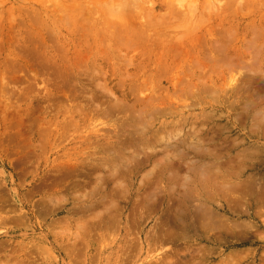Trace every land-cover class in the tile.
<instances>
[{
  "label": "rangeland",
  "instance_id": "374dc122",
  "mask_svg": "<svg viewBox=\"0 0 264 264\" xmlns=\"http://www.w3.org/2000/svg\"><path fill=\"white\" fill-rule=\"evenodd\" d=\"M225 261L264 264V0H0V264Z\"/></svg>",
  "mask_w": 264,
  "mask_h": 264
},
{
  "label": "bare ground",
  "instance_id": "6f19581e",
  "mask_svg": "<svg viewBox=\"0 0 264 264\" xmlns=\"http://www.w3.org/2000/svg\"><path fill=\"white\" fill-rule=\"evenodd\" d=\"M145 125H146V124H145ZM142 129L144 130V128H142ZM142 132H143V131H142ZM170 140H171V139H170ZM198 143H199V142H198ZM186 145H187V144H186ZM194 145H195V144H194ZM198 147L200 148V146H198ZM165 148H166V147H165ZM195 148H196V147H195ZM201 148H202V147H201ZM207 148H208V147H207ZM166 149H167V148H166ZM205 149H206V148H205ZM167 150H168V149H167ZM195 150H196V149H195ZM201 150H202V149H201ZM196 152H197V151H196ZM201 152H204V151H201ZM211 153H212V152H209L208 154H211ZM213 153H215V152H213ZM185 154H186V153H185ZM194 154H195V152H194ZM196 154H197V153H196ZM206 154H207V153H206ZM206 154H205V156H206ZM215 154H216V153H215ZM215 154H213V155L211 154V156L215 157V156H214ZM202 155L204 156V153H202ZM217 155H218V154H217ZM209 156H210V155H209ZM209 156H208V158H210ZM204 158H205V157H204ZM204 158H203V159H204ZM216 158H218V157H216ZM180 162H181V161H180ZM203 162H204V161H203ZM205 163H206V162H205ZM214 163H215V162H214ZM169 164H170V163H169ZM169 164H168V166H169ZM194 164H195V162H194ZM200 164H201V163H200ZM203 164H204V163H203ZM206 164H208V163H206ZM198 165H199V164H198ZM198 165H197V166H198ZM222 165H223V164H222ZM197 166H196V167H197ZM205 166H206V165H205ZM209 166H210V165H209ZM209 166H208V167H209ZM217 166H218V165H217ZM172 167H174V166H172ZM215 167H216V165H215ZM179 168H180V167H179ZM193 168H194V167H193ZM206 168H207V166H206ZM173 169H174V168H173ZM175 169H177V167H175ZM175 169H174V171H175ZM204 169H205V167H204ZM208 169H209V168H208ZM227 169H229V168H227ZM195 170H196V169H195ZM195 170H194V171H195ZM215 170H217V169H215ZM171 171H173V170L171 169ZM177 171H179V169H178ZM177 171H175V172H177ZM194 171H193V172H194ZM207 171H208V170H207ZM209 171H210V169H209ZM209 171H208V173H209ZM226 171H227V170H226ZM198 172H199V171H198ZM200 172H201V171H200ZM221 172H222V171H221ZM227 172H228V171H227ZM162 173H164V172H162ZM169 173H171V172H169ZM177 173H178V172H177ZM180 173H181V172H180ZM180 173H179V174H180ZM196 173H197V172H196ZM202 173H203V172H202ZM204 173H205V171H204ZM226 175H227V174H226ZM188 176H189V175H188ZM160 177H163V176H160ZM167 178H168V177H167ZM174 178H175V175H174ZM176 178H177V176H176ZM179 178H180V177H179ZM190 179H191V178H190ZM174 180H175V179H174ZM170 181H172V180L170 179ZM191 181H192V179H191ZM191 181H190V183H192ZM172 182H173V181H172ZM172 182H171V183H172ZM184 182H186V181H184ZM184 182H183V183H184ZM187 182H189V181L187 180ZM187 182H186V183H187ZM171 183H170V184H171ZM174 184H175V183H174ZM193 184H194V182H193ZM202 184H203V183H202ZM176 185H177V184H176ZM180 185H181V184H180ZM218 185H219V184H218ZM205 186H206V185L204 184V187H205ZM187 187H188V186H187ZM200 188H201V187H200ZM228 190H229V189H228ZM236 190H237V189H236ZM238 190H239V189H238ZM230 191H231V190H230ZM185 192H186V191H185ZM187 192H188V191H187ZM187 192H186V193H187ZM231 192H232V191H231ZM245 192H246V191H245ZM245 192H244V194H245ZM188 193H189V192H188ZM241 195H242V193H241ZM185 196H186V195H185ZM199 196H200V198H201L202 195H199ZM188 197H189V196H188ZM194 197H195V196H194ZM202 197H203V196H202ZM240 197H241V196H240ZM186 198H187V197H186ZM195 198H197V199H193V200H195L194 202H197L196 200H199V199H198L199 197H195ZM210 198H211V197H210ZM212 199H213V198H212ZM242 199H243V198H242ZM190 200H191V199H190ZM181 201H182V200H181ZM186 202H187V201H186ZM189 202H190V201H189ZM191 202H192V200H191ZM198 202H199V201H198ZM200 202H201V201H200ZM179 203H180V201H179ZM197 204H198V203H197ZM202 204H203V203H202ZM183 205H184V204H183ZM188 205H189V204H188ZM193 205H194V204H193ZM196 206H198V205L195 204V208H196V209H195V208H193V209H195V211L198 212ZM179 207H180V206H179ZM203 207H204V205H203ZM205 207H206V206H205ZM180 208H181V207H180ZM208 208H209V207H208ZM181 209H182V208H181ZM200 209H202V208L200 207ZM200 209L198 208V210H200ZM206 209H207V207H206ZM202 210H203V209H202ZM211 210H212V209H211ZM178 211H179V210H176V212H178ZM180 211H181V210H180ZM180 211H179V212H180ZM183 211H184V210L182 209V212H183ZM205 211H206V210H205ZM179 212H178V213H179ZM196 212H195V213H196ZM199 212H200V211H199ZM199 212H198V213H199ZM207 212H208V211H206V214H207ZM209 212H210V209H209ZM211 212L213 213V211H211ZM183 213H184V212H183ZM186 213H187V211H186ZM204 213H205V212H204ZM204 213H202V214H204ZM212 213H211L210 215H211V216H215L214 214L212 215ZM214 213H216V212H214ZM202 214H201V216L199 215V218H201L202 216L204 217V215H202ZM206 214H205V215H206ZM216 214H217V213H216ZM175 215H176V214H175ZM175 215H174V216H175ZM183 215L187 216L188 214H187V215H186V214H183ZM189 215H190V214H189ZM207 215H209V214H207ZM207 215H206V216H207ZM210 215H209V216H210ZM206 216H205V217H206ZM211 216H210V217H211ZM217 216H218V215H217ZM217 216H216V220H218ZM220 216H221V218L223 217V219L226 220V219H225V216H222V215L220 214V215H219V218H220ZM188 217H189V216H188ZM190 217H191V216H190ZM193 217H194V216H192V218H193ZM203 217H202L201 220H203ZM179 218H180V217H179ZM186 218H187V217H185L184 219H186ZM208 218H209V217H208ZM211 218H213V217H211ZM174 219H175V218H174ZM184 219L182 220V223H183ZM187 219H188V218H187ZM187 219H186V220H187ZM195 219L198 220L197 217H196ZM195 219H194V220H195ZM206 219H207V218H206ZM206 219H205V220H206ZM190 220H191V219H190ZM197 220H196V221H197ZM205 220H204V221H205ZM224 220H223V221H224ZM176 221H177V220H176ZM176 221H175V222H176ZM207 221H208V220H207ZM223 221H222V222H223ZM178 222H179V221H178ZM180 222H181V221H180ZM197 222L200 223V225L202 224V221L199 222V220H198ZM218 222H219V221H218ZM187 223H188V222H187ZM195 223H196V222H195ZM203 223H204V222H203ZM208 223H210V222H208ZM178 224H179V223H178ZM184 224L186 225V223H184ZM188 224H189V223H188ZM204 224H205V223H204ZM214 224H216V223H214ZM172 225H173V224H172ZM176 225H177V224H175V226H176ZM180 225H181V224H180ZM189 225H190V224H189ZM216 225H217V224H216ZM216 225H215V227H216ZM191 226H192V225H191ZM191 226H190V227H191ZM203 226H204V225H203ZM173 227H174V226H173ZM186 227H187V225H186ZM210 227H211V226H210ZM215 227H214V228H215ZM178 228H179V227H178ZM184 228H185V227H184ZM191 228H192V227H191ZM201 228H204V227H201ZM207 228H209V227H207ZM207 228H206V230H207ZM214 228L212 227V228H210V229L213 230ZM181 229H183V228H181ZM215 229H216V228H215ZM221 229H224V228H221V227H220V230H221ZM201 230H202V229H201ZM225 230H226V229H225ZM210 231H211V230H210ZM216 231H217V230H216ZM220 232H221V231H220ZM158 233H159V232H158ZM161 233H162V232H161ZM200 233H201V232H200ZM221 233H222V232H221ZM184 234H185V233H184ZM158 235H160V233H159ZM161 235H162V234H161ZM186 235H187V234H186ZM162 236H163V235H162ZM181 236H184V235L182 234ZM185 238H186V237H185ZM163 239H164V238H163ZM202 248H203V247H202ZM207 248H208V247H207ZM198 250H199V249H198ZM204 250H205V249H204ZM175 251H176V250H175ZM204 252H205V251H204ZM177 253H178V252H177ZM177 253H176V254H177ZM181 253H182V252H181ZM166 254H167V253H166ZM166 254H165V255H166ZM179 254H180V253H179ZM191 254H192V253H191ZM197 254H198V253H197ZM211 254L213 255V253H211ZM177 255H178V254H177ZM192 255H193V254H192ZM194 255H195V253H194ZM233 255H234V254H233ZM179 256H180V255H179ZM195 256H196V255H195ZM209 256H210V255H209ZM231 256H232V255H231ZM236 256H237V255H236ZM241 257H242V256H241ZM180 258H181V257H180ZM231 258H232V257H231ZM177 259H178V257H177ZM177 259H176V260H177ZM204 259H205V258H204ZM161 260H162V259H161ZM188 260H189V258H188ZM188 260L186 259V261H188ZM225 260H226V259H225ZM164 261H165V260H164ZM164 261H163V262H164ZM174 261H175V260H174ZM192 261H193V260H192ZM161 262H162V261H161ZM175 262H176V261H175ZM223 262H224V260H223ZM225 262H226V261H225ZM188 263H189V262H188ZM188 263H186V264H188ZM202 263H203V261H202ZM227 263H229V262H226V264H227ZM161 264H163V263H161ZM175 264H177V263H175ZM183 264H184V262H183ZM204 264H205V263H204Z\"/></svg>",
  "mask_w": 264,
  "mask_h": 264
}]
</instances>
